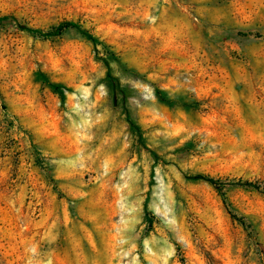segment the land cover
<instances>
[{
	"label": "rangeland",
	"instance_id": "374dc122",
	"mask_svg": "<svg viewBox=\"0 0 264 264\" xmlns=\"http://www.w3.org/2000/svg\"><path fill=\"white\" fill-rule=\"evenodd\" d=\"M0 18V264H264V0Z\"/></svg>",
	"mask_w": 264,
	"mask_h": 264
},
{
	"label": "trees",
	"instance_id": "16d2710c",
	"mask_svg": "<svg viewBox=\"0 0 264 264\" xmlns=\"http://www.w3.org/2000/svg\"><path fill=\"white\" fill-rule=\"evenodd\" d=\"M3 20V18H0V21ZM68 27H74L79 29L87 38H89L90 40H92L93 42H97L96 37H94L92 34L88 33V31L82 29L78 24L70 22V21H66L61 23L60 25H58L57 27H55L54 32H62L65 28ZM37 32H39V30H37ZM108 66V74L110 75V68L109 65ZM49 85L56 91L58 92L62 97L64 96L63 93V89L65 88L64 85L59 84V83H54V82H49ZM158 92V91H157ZM194 180H205L207 182H210L212 184H216L217 182L208 176L205 175H201V174H197L195 176L192 177ZM246 184H250V183H246Z\"/></svg>",
	"mask_w": 264,
	"mask_h": 264
}]
</instances>
